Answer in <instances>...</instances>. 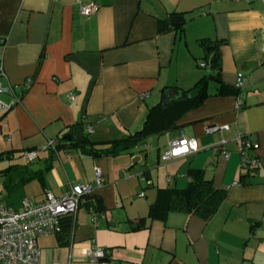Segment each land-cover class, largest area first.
<instances>
[{
  "label": "crops",
  "instance_id": "1",
  "mask_svg": "<svg viewBox=\"0 0 264 264\" xmlns=\"http://www.w3.org/2000/svg\"><path fill=\"white\" fill-rule=\"evenodd\" d=\"M90 2L96 9L83 15L80 5ZM172 15L183 21L172 26ZM162 21L171 28L160 31ZM201 39L221 42L219 78L198 65L209 62ZM0 59L4 87L19 93L33 79L20 102L0 113L2 188L5 169L26 163L24 150L39 149L33 169L45 167L54 150L43 179L6 189L19 190L17 200L1 189L4 200L19 208L46 190L59 196L70 184H94L97 168L103 178L94 190L101 210L80 205L57 233L37 238L40 264H97L92 244L110 250L107 264H264V0H0ZM238 72L245 84L237 95L214 94L220 80L234 85ZM204 75L211 94L182 111L174 128L115 156L91 152L94 142L139 130L165 89L188 92ZM0 98L13 99L8 92ZM74 124L84 145L63 138ZM214 124L228 128L207 132ZM181 133L195 138L198 150L162 161ZM242 137L257 143L250 172L240 169ZM49 140L54 148H44ZM192 169L226 189L217 211L208 219L174 210L151 217L157 189L184 187Z\"/></svg>",
  "mask_w": 264,
  "mask_h": 264
},
{
  "label": "built area",
  "instance_id": "2",
  "mask_svg": "<svg viewBox=\"0 0 264 264\" xmlns=\"http://www.w3.org/2000/svg\"><path fill=\"white\" fill-rule=\"evenodd\" d=\"M96 9L92 2L80 5L83 15H88ZM198 65L202 68H211L210 63L199 60ZM2 61L0 59V94L8 92L12 95L11 102H5L0 98V113L8 111L16 103L20 102L23 92L33 83V79L28 77L23 82L21 92L16 93L11 85L4 87L1 77L4 76ZM245 84V76L238 72L236 74L235 85L242 87ZM73 96L69 95V99ZM242 104L238 99L236 106ZM90 128V127H89ZM228 125L219 126L217 124L206 127L207 132H216L220 129H227ZM90 130V129H89ZM222 143L225 140L221 141ZM53 140H49L44 148H54ZM257 147V143L249 137H242V142L238 145L240 153V168L251 171L258 164V160L252 153ZM198 150L195 138L187 137L183 133L172 139L169 147L165 149L160 158L168 161L172 158L191 155ZM224 156L228 158L229 151L223 150ZM39 156V149H26L22 152V158L26 163L35 161ZM103 181L99 168L95 171V183H73L59 196L46 190L43 198L33 200L31 198L22 199L19 208L9 205L0 193V264H40V250L37 238L57 233L61 228L63 216H72L80 206L82 196L94 192L96 187L101 186ZM139 195H143L141 192ZM92 221L97 220V215H92ZM264 224V215L261 218ZM110 250L97 244H92L89 251L90 259L97 264H107Z\"/></svg>",
  "mask_w": 264,
  "mask_h": 264
},
{
  "label": "trees",
  "instance_id": "3",
  "mask_svg": "<svg viewBox=\"0 0 264 264\" xmlns=\"http://www.w3.org/2000/svg\"><path fill=\"white\" fill-rule=\"evenodd\" d=\"M171 27L166 23L159 22L160 31L168 30ZM200 43L206 50L205 58L209 59L212 70H215L214 77L219 78V44L220 41L201 39ZM208 75L200 78L188 92L191 94L190 99L173 101L166 106L156 104L148 109L142 127L123 138H117L109 141L94 142L90 150L95 155L115 156L122 152L129 151L135 146L145 142L148 135L158 133L164 129L174 128V120L184 110L201 104L204 98L211 93L208 90ZM241 87L229 85L220 80L217 90L214 94L231 93L238 94ZM72 125V127H74ZM86 142V141H85ZM84 143H75L84 145ZM1 154V153H0ZM54 150H50L46 160V166L40 169H33L30 163L11 164L6 168L8 173L4 179L5 188L12 190L24 182L38 178L43 179V172L51 166ZM241 170H244L240 168ZM249 172L247 170H244ZM190 180L184 187H165L158 188L155 201L150 204L149 215L153 217L159 210L167 212L170 210L193 213L203 219L210 218L219 208L220 204L226 197V189L216 187L210 178H206L201 169L190 170ZM152 181L147 179V183ZM88 211H99L102 209V201L94 192L82 196L80 203ZM63 219H70V216H63ZM67 220V223H69Z\"/></svg>",
  "mask_w": 264,
  "mask_h": 264
},
{
  "label": "water",
  "instance_id": "4",
  "mask_svg": "<svg viewBox=\"0 0 264 264\" xmlns=\"http://www.w3.org/2000/svg\"><path fill=\"white\" fill-rule=\"evenodd\" d=\"M183 21V17L181 15H172L169 18V22L172 26H176L180 24ZM210 79L216 80L213 76H210ZM191 97V94L188 92H185L181 89L176 88H168L163 91L161 104L162 106L167 105L172 100H179V99H189ZM66 140L73 139L76 143H84L86 141L85 134L83 129L79 124H75V126L72 128L71 133H67L63 136ZM82 152L85 154H89V151L86 149H82Z\"/></svg>",
  "mask_w": 264,
  "mask_h": 264
},
{
  "label": "rangeland",
  "instance_id": "5",
  "mask_svg": "<svg viewBox=\"0 0 264 264\" xmlns=\"http://www.w3.org/2000/svg\"><path fill=\"white\" fill-rule=\"evenodd\" d=\"M204 69H206V68H204ZM204 69H202V70H204ZM4 165H5V163H3V162L0 163V167H2ZM2 184H3V178L0 176V190L2 189L4 191V194H5L7 200L10 201L13 198L17 200L19 198V196H20L19 190L8 192L6 189L4 190L2 188L3 187Z\"/></svg>",
  "mask_w": 264,
  "mask_h": 264
}]
</instances>
